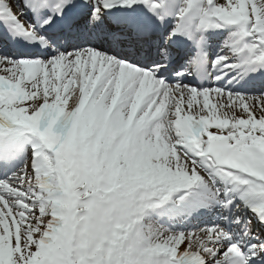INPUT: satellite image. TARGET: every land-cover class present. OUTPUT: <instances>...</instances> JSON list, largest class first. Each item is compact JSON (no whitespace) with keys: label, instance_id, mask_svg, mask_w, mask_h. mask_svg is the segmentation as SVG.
Wrapping results in <instances>:
<instances>
[{"label":"snow or ice","instance_id":"1","mask_svg":"<svg viewBox=\"0 0 264 264\" xmlns=\"http://www.w3.org/2000/svg\"><path fill=\"white\" fill-rule=\"evenodd\" d=\"M0 73V264H264V0H0Z\"/></svg>","mask_w":264,"mask_h":264}]
</instances>
